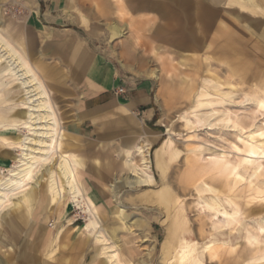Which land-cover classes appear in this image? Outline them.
<instances>
[{
	"label": "rangeland",
	"instance_id": "rangeland-1",
	"mask_svg": "<svg viewBox=\"0 0 264 264\" xmlns=\"http://www.w3.org/2000/svg\"><path fill=\"white\" fill-rule=\"evenodd\" d=\"M210 1V23L236 11L247 14L246 25L264 20L257 15H264V5L261 10L253 7L252 11L246 0ZM124 2L72 0L50 10L49 0H0L1 15L8 25L38 16L40 26L45 25V16L61 17L59 23L52 25L62 33H76L77 41L87 45L102 61L93 62L94 67L101 75L108 72L110 91L104 107L112 112L99 115L97 124L92 125L86 118L82 111L85 99L78 98L87 77L83 72L89 69L85 65L62 66L66 79L57 98L62 111L69 114L65 122L74 121L75 116L84 117L80 123L84 128L82 139L105 144L103 151L98 145L86 148L94 152L91 158L99 161L84 164L82 173L86 188L100 194L98 209L103 211L115 204V196L111 197L107 187L123 173L120 164L124 146L131 143L129 150L138 163L135 146L142 136L149 142L153 181H135L115 189L127 212L139 216L142 225L128 230L124 222L111 217L102 227L108 234L119 236V255L122 252L134 263L176 264L175 237L166 241L165 237L169 229L177 238L187 229L200 264H264V233L252 228L264 218V157L259 154L260 148L264 149V108L245 97L254 92L263 78L258 72L264 70V62H226L224 52L212 42H208V48L189 43L183 48L157 43L153 36L163 41L176 35L154 29L155 24L169 21V17L159 18L154 10L131 13ZM169 5L173 3L162 2L163 8ZM99 7L108 8L109 13L99 15ZM117 8L123 11H116ZM113 23L121 27L122 34L111 37L108 27ZM33 27L30 20L27 37L37 47L46 28L40 26V31H35ZM89 27L95 29L88 30ZM206 35L213 38L216 34L209 28ZM262 47L255 51L264 53ZM131 52L135 59L130 58ZM119 88L123 92L116 94ZM139 90L148 93L147 106L130 101L131 93ZM91 102L86 107L94 103ZM145 107L152 111L148 119L142 112ZM210 112H215L209 118L213 125L207 127L202 123L203 114ZM2 124L0 132L10 127ZM130 127H137L138 131L132 133ZM163 139L166 145L157 147ZM1 148L6 147L0 144ZM98 171L103 175L102 181L95 178ZM199 184L216 191L199 193L195 189ZM212 194L218 196L216 208L226 212L227 219L201 207L202 199H209ZM63 197L62 218L43 221L49 212L45 206L31 212L35 222L28 236L21 232L29 223L25 209L20 211L18 204L0 212V264H58L60 258L79 260L78 264H98V260L90 262L98 251L93 235L80 229L85 215L68 191ZM11 220L15 227L9 224ZM28 254L31 257L26 258Z\"/></svg>",
	"mask_w": 264,
	"mask_h": 264
},
{
	"label": "bare ground",
	"instance_id": "bare-ground-1",
	"mask_svg": "<svg viewBox=\"0 0 264 264\" xmlns=\"http://www.w3.org/2000/svg\"><path fill=\"white\" fill-rule=\"evenodd\" d=\"M154 1L156 0H132V9L133 11L152 9L155 7ZM163 1L172 2L173 5L163 8ZM246 1L251 3L252 11L255 10L253 7L261 10V6L264 5V0ZM210 2V0H158L157 5L163 11L162 16L170 17L171 21L158 23L155 30H165L170 34L178 33L165 38L163 42L185 47L187 43L192 46L202 45L203 39L209 37L206 32L211 28L216 34L215 37H210L211 42L224 52L226 62L233 60L236 62L253 60L264 62L263 51L261 53L255 51L259 46H264V20L246 25L244 16L247 14H239L236 11L233 14L229 12L228 15H220L214 23H210L213 16L210 10L213 6ZM257 15L259 18L264 17L259 13ZM113 28L118 33L122 32L118 25H113ZM182 32L189 35L186 38L179 36V33L182 34ZM198 35H202V38ZM258 73L263 78L257 83L254 92L245 94V97L255 101L257 106L264 108V70ZM4 103L7 104V107L3 106ZM214 114L215 112L204 113L202 123L207 127H212L213 123L209 118ZM198 121L200 122V119ZM2 123L19 130L14 133L15 135L4 138V142L9 143L12 148L13 146L17 147V154L11 155L12 163L0 170V212L19 203L41 204L45 198L48 205L46 208H53L67 190L85 215V223L80 229L93 235V244L97 247V252L108 264H127L119 258L118 252L121 250L118 244L119 239L112 238L102 227L101 223L104 219L101 216L102 210L98 209L97 200L88 194L83 182L80 181L76 162L71 156L61 153L59 150L60 117L52 102L49 90L35 68L3 31L0 24V124ZM148 148L147 139L144 136L140 137L139 143L134 149L138 163L132 156H127L124 161L127 174L111 183V190L116 189L117 183L120 181L123 183L135 181L150 183L153 181ZM259 154L264 157V149L260 148ZM195 189L199 193L216 191L205 184H199ZM225 202L232 207L229 199H226ZM217 205H219L218 196L215 194H212L209 199L203 198L201 201V207L215 211L217 216L227 219L228 214L217 209ZM116 206L117 218L123 219L125 215L122 205L117 202ZM47 211H49L48 215H52L50 209ZM135 223H139V221L130 222L126 228L131 230L132 224ZM252 228L257 233H264V218H261ZM174 235V231L169 229L165 241L170 237H175L176 264H200L196 249L184 238L178 239ZM164 245L165 242H163ZM205 246L207 248L208 244L206 243Z\"/></svg>",
	"mask_w": 264,
	"mask_h": 264
},
{
	"label": "crops",
	"instance_id": "crops-1",
	"mask_svg": "<svg viewBox=\"0 0 264 264\" xmlns=\"http://www.w3.org/2000/svg\"><path fill=\"white\" fill-rule=\"evenodd\" d=\"M71 1L72 0H49V9L50 10L59 9L64 4H67ZM154 2H155V7L152 9H149V10L156 11L158 14V17L163 18V16H162L163 11L160 8H158V5H157L158 0H156ZM124 3L128 4L129 9H130L129 12H131V13L143 12V11H133L132 0H125ZM119 4L121 5L123 3L119 2ZM24 6H29V3H27V4L25 3ZM120 8H123V6ZM96 11L99 15H104L106 13H109L108 8H105V7H99V8H97ZM116 11L121 12L123 10L117 8ZM144 11H147V10H144ZM164 18H166V17H164ZM51 19H54V20H51ZM58 19L62 20L61 17H59V18L58 17L52 18V17H48V16L44 17L45 25H40V26H43V28H46V30L41 32L40 43L37 47H35L33 42L31 41V39H29L27 37L26 27H27V23L30 20H32V23L34 24L33 28L35 29V31H40L41 28L39 26V23L36 21V20H38V16L37 17L31 16L30 18L24 20L23 22L19 21L17 23H12V24L8 25L7 22L5 21V19L2 17L1 10H0L1 28L8 35V37L13 41V43L16 45V47L21 50V52L25 55V57L28 59V61L31 63V65L35 68L39 77L42 79V81L46 85L47 89L49 90L52 102L56 106L57 113L60 117V126H61L60 141H59L60 152L67 154L73 158V160L76 162V165H77V173H78L79 179H80V181L83 182L84 188L87 189L88 194L90 196H92L93 199L98 200V198H100V194H98V193L94 194L92 188H90V187L86 188V182L84 180L82 173H84V166H85L84 164H86V163L94 164L97 161H99V159H95V158L92 159L91 157H92L94 152L89 151L86 148H92L95 145H98V143H100V140H96V143H95L94 140H92V139L91 140L82 139L81 137L84 136V134L82 133L84 131V128H83V125H80V123L84 117L80 118V117L75 116L74 121L65 122V119L67 118L65 116H67L69 114H66L65 112L62 111L61 106L59 105V103L57 101L58 100L57 98L59 97V95L62 92V89L64 87V83H65V79H66V75L62 70V66L63 65H66V66L70 65L71 66L74 64H79V65H85V67H88L89 69L88 70L86 69L83 72V75L86 74L87 77H86L85 83L83 84L84 86L81 87V91L78 93V98L79 99H85L83 102V107H82L83 110L82 111H84V115L91 122V124L95 125V124H97V121L99 120L98 119L99 115L112 112L110 108L104 107L105 102H106L104 100L107 99L108 93L110 91L109 90V86H110L109 75H108V72L106 70L101 75L99 70L96 69V67H94L95 64H93V62H102V61L99 59V57H97L91 53V51L87 47V45L77 41L76 33H74V32L62 33L60 31V29H58L57 27H54L52 25L54 23H59V22H57ZM170 19L171 18L169 17V20ZM166 22H169V21L167 20ZM166 22H164V23H166ZM157 24H155V26ZM113 25H117V24L113 23L108 27V29L111 31V37L118 36V35L122 34V32L118 33L116 31V29L113 28ZM92 29H95V28L94 27L88 28V30H92ZM142 29L143 28L141 27V30ZM154 29H156V28H154ZM176 34H178V33H176ZM187 35H189V34L183 33V32H182V34L179 33V36H181V37L186 38ZM208 36H210V35H208ZM153 37H154L153 40L156 41L157 43L163 42V41H160V38L155 37V36H153ZM208 42H209V44L211 43L210 37L205 38L203 40L202 45H204V47L208 48V46H209ZM177 48H181V47L177 46ZM130 58L135 59V55L132 52L130 54ZM63 62H65V63H63ZM73 62H78V63H73ZM134 93H136V94H134ZM131 94L133 96L130 97V101L135 102V104H138V105L142 104L143 106H147V104L150 101V98H149V95L147 92H143V91L139 90L138 92L135 91V92H132ZM90 101H92L94 103L91 106L89 105L88 107H86L87 103ZM118 102H119V100H118ZM142 112L144 115H146L145 116L146 119H148L152 115V111L148 107H145ZM5 125H7V124H5ZM0 126L3 127L4 125L2 124ZM145 128L149 132H151V130L148 127H145ZM18 130L19 129H14L13 127L10 126L8 128V130L5 131V129L2 128V131H1L2 133L0 132V144H2L3 146L6 147V148L0 149V170L4 169L6 166H8L12 163V158L10 157L11 155L17 154V151H16L17 147L13 146V148H12L9 145V143L4 142V138H6L8 136L15 135L14 133H16V131H18ZM130 130L132 133L133 132L136 133L138 131V128L137 127H135V128L130 127ZM147 142H148V140H147ZM165 143L166 142L163 139L157 147L164 146V145H166ZM130 144L131 143H127L124 146V150H123L124 156L122 157L121 164H120V171L123 173H120L119 177H115L113 179L112 183L115 182V180H118L122 176L127 174V169H125V167H124V161H125L127 156H132L131 152L129 150L131 147ZM84 147H85V149H84ZM104 148H105V144L101 143L98 145L99 151L100 150L103 151ZM13 151H15V153H13ZM171 154H172V151H170L168 153L169 156H171ZM88 156H89V158H86ZM157 159H159V158H157ZM89 174L91 175V177L93 176L91 173H89ZM85 178H86V175H85ZM95 178L98 181H102L103 175L98 171L95 175ZM131 183H133V182H128V183L124 182L123 183L122 181H120L117 183L116 189L119 186H126V184H131ZM107 190H108L109 194L111 195V197L115 196V204L113 206L112 205L108 206V208L106 210L102 211L101 216L104 219H103V222L101 223V225L105 224V222L109 221V219L112 217L113 219H118V220H121L122 222H124V226H126V227H127V225H130V222H132L134 220H135V222L139 221V223L132 224V227H140L142 225L141 218L139 216L135 215L134 213H128L127 212L125 205H123L120 202V198H119L120 196L118 194H116L115 188L113 190H111V183L108 185ZM66 191L67 190H65V192ZM65 192H64V194H65ZM63 198L64 197H62L56 203V205H54L53 208H46L48 206L46 198H45L44 202L41 204L35 203V202L34 203L29 202L26 204L19 203V208H20V211L22 209H25L26 215L28 217H31V212L33 210L36 211V210H39L40 208H42L43 206H45V209H50V211H52V215H50V214L48 215V213H47L45 216V219H43V221H46V220L51 219V218H62L61 211L63 209L62 208L63 207L62 202L64 200ZM60 201H62V202H60ZM117 202H120V204L122 205L123 213L125 215L123 219L117 218V215H116V210H117L116 209L117 208L116 203ZM13 211L14 210H12V212ZM16 213H18V212H16ZM28 219H29V223L27 224L26 228H24L21 231L25 236H28L29 231H30V226H32L33 223L35 222V219H32V218H28ZM9 224L11 226L15 227L12 220L9 221ZM182 231H184V232H182V234L178 237V239L184 238L194 248L195 243L194 242L192 243L191 240L189 239V237H187V234H188L187 229L186 230L183 229ZM44 233L45 232H43L42 234H44ZM110 236L112 238L117 237L119 239V242H120L119 236H116V235L115 236L110 235ZM31 247H32V245H31ZM25 251L26 250L24 249V252ZM150 255H151V251L148 252V256H150ZM175 255H176V251H175ZM29 257H31V256L28 254V256H26V258H29ZM119 258L122 262H125L127 264L137 263V262H135V263L132 262L130 259H128L126 257H123V254L119 255ZM60 259H61V261L58 264H78L79 263V260H74V259H70V258H60ZM199 259H200V257H199ZM97 260H98V262H97L98 264H108L104 260L103 256L95 251L94 254L90 258V262L95 263ZM46 264H48V262Z\"/></svg>",
	"mask_w": 264,
	"mask_h": 264
},
{
	"label": "built area",
	"instance_id": "built-area-1",
	"mask_svg": "<svg viewBox=\"0 0 264 264\" xmlns=\"http://www.w3.org/2000/svg\"><path fill=\"white\" fill-rule=\"evenodd\" d=\"M122 92H123V89H122V88H119V89H117V90L115 91L116 94H118V93H122Z\"/></svg>",
	"mask_w": 264,
	"mask_h": 264
}]
</instances>
